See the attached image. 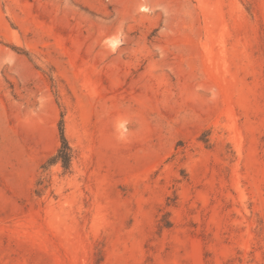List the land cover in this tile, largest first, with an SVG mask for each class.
<instances>
[{
    "label": "rangeland",
    "instance_id": "rangeland-1",
    "mask_svg": "<svg viewBox=\"0 0 264 264\" xmlns=\"http://www.w3.org/2000/svg\"><path fill=\"white\" fill-rule=\"evenodd\" d=\"M0 264H264V0H0Z\"/></svg>",
    "mask_w": 264,
    "mask_h": 264
},
{
    "label": "trees",
    "instance_id": "trees-1",
    "mask_svg": "<svg viewBox=\"0 0 264 264\" xmlns=\"http://www.w3.org/2000/svg\"><path fill=\"white\" fill-rule=\"evenodd\" d=\"M59 138H60V146L57 150V153L53 157V161L60 160L65 168L69 165V161L71 158V149L68 145V141L64 134L63 120L61 119L59 122Z\"/></svg>",
    "mask_w": 264,
    "mask_h": 264
}]
</instances>
